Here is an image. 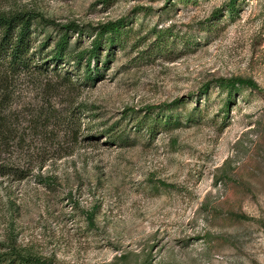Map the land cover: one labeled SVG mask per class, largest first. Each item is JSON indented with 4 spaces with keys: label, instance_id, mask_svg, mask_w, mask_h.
<instances>
[{
    "label": "rangeland",
    "instance_id": "rangeland-1",
    "mask_svg": "<svg viewBox=\"0 0 264 264\" xmlns=\"http://www.w3.org/2000/svg\"><path fill=\"white\" fill-rule=\"evenodd\" d=\"M0 0L48 51L119 22L99 76L25 81L52 116L24 144L44 180H0V253L24 264H264V0ZM233 1V2H232ZM75 71V72H72ZM250 79L256 87L221 79ZM44 114V113H40ZM71 122H65L66 117Z\"/></svg>",
    "mask_w": 264,
    "mask_h": 264
},
{
    "label": "trees",
    "instance_id": "trees-1",
    "mask_svg": "<svg viewBox=\"0 0 264 264\" xmlns=\"http://www.w3.org/2000/svg\"><path fill=\"white\" fill-rule=\"evenodd\" d=\"M228 3H231L230 0ZM35 16L31 11L0 12V180L19 182L29 175L38 177V180L46 178L40 172L42 160L23 141L28 127L37 126L41 116L48 119L55 110L47 107L45 111L28 112L26 115L24 107L16 101L20 86L35 77H41L39 80L48 84L51 76H57L63 83L78 84L77 79L70 81L71 71L62 65L73 64L76 69L83 58L82 81L91 86L99 74L95 64L90 66V60L95 59L96 63L102 40L110 49L120 31L119 22L104 23L97 29L91 48L76 51L69 49L68 34L80 28L74 23L59 25L56 41L48 51H44L47 43L36 44L32 35V19ZM218 82L256 87L250 79L229 78ZM65 120L71 122L69 116ZM13 254L0 253V264H24L28 260L20 254L13 257Z\"/></svg>",
    "mask_w": 264,
    "mask_h": 264
}]
</instances>
